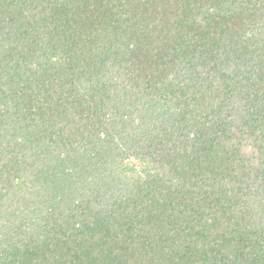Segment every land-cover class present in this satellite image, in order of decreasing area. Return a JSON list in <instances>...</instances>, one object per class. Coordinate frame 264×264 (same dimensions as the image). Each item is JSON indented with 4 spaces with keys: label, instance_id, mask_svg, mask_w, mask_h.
I'll return each instance as SVG.
<instances>
[{
    "label": "trees",
    "instance_id": "obj_1",
    "mask_svg": "<svg viewBox=\"0 0 264 264\" xmlns=\"http://www.w3.org/2000/svg\"><path fill=\"white\" fill-rule=\"evenodd\" d=\"M0 264H264V0H0Z\"/></svg>",
    "mask_w": 264,
    "mask_h": 264
}]
</instances>
